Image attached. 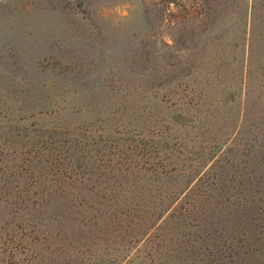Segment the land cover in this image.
<instances>
[{
  "label": "rangeland",
  "instance_id": "obj_1",
  "mask_svg": "<svg viewBox=\"0 0 264 264\" xmlns=\"http://www.w3.org/2000/svg\"><path fill=\"white\" fill-rule=\"evenodd\" d=\"M160 2L0 0V264H264V0Z\"/></svg>",
  "mask_w": 264,
  "mask_h": 264
},
{
  "label": "trees",
  "instance_id": "obj_2",
  "mask_svg": "<svg viewBox=\"0 0 264 264\" xmlns=\"http://www.w3.org/2000/svg\"><path fill=\"white\" fill-rule=\"evenodd\" d=\"M162 2H160V6H161V8H160V11H161V13L163 14V15H165L164 13V9L162 8V7H166L167 6V4H169V3H175V0H161ZM163 19H166L165 17H163ZM171 22V21H170ZM169 24V23H168ZM174 24H175V22H174ZM176 42H178V41H176ZM113 79H111V80H106V81H103L102 79H100V81H98V82H93V85H92V87H90V86H88V84L87 85H85V87H87V89H89V91H90V93L93 95V94H99V95H103V94H106L105 92L107 91V92H109L110 94L109 95H112L114 92H115V86L116 87H118V86H123V83H122V80H120L121 82H117L118 80H113ZM126 80V82H125V85H127V83L129 82V80H127V79H125ZM107 81H109V82H112L111 84H112V87L110 86V84H108L109 82H107ZM128 81V82H127ZM116 84V85H115ZM90 87V88H89ZM117 90V89H116ZM174 198H176V196H174ZM173 198V199H174ZM153 225L154 224H147L146 226H145V229H144V231H141L140 232V235H141V237L143 236V235H146L147 234V232H148V229L149 228H151V227H153ZM19 247V246H18Z\"/></svg>",
  "mask_w": 264,
  "mask_h": 264
}]
</instances>
